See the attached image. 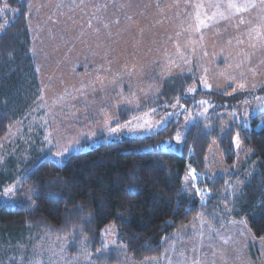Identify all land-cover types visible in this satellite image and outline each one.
Listing matches in <instances>:
<instances>
[{
    "label": "rangeland",
    "instance_id": "obj_1",
    "mask_svg": "<svg viewBox=\"0 0 264 264\" xmlns=\"http://www.w3.org/2000/svg\"><path fill=\"white\" fill-rule=\"evenodd\" d=\"M28 1L31 49L40 89L35 97L24 101L30 112L0 139V166L10 158H28L33 148L53 149L49 158L62 165L70 154L92 145L155 134L177 114L181 122L176 132L157 148L180 152L185 129L195 119L212 129L218 117L217 125L225 132L236 122L248 124L264 110V92L259 90L264 86V35L255 38L253 31L264 33L261 0H252L256 7L236 15L226 9L228 0ZM210 2L220 3L229 18L208 21L209 27L197 31V12L203 18L205 12L210 16L216 11L208 7ZM197 4L204 8L197 9ZM3 7L4 3L0 4V9ZM12 16L10 7L0 12V33ZM241 17L244 24L239 23ZM186 74L199 78L189 93L201 88L227 91L229 95L241 93L243 98L233 108L217 112L213 121L215 103L206 99L202 100L206 104L199 102L192 110L179 108L175 102L165 113L148 105L167 80ZM204 80L211 87H205ZM127 109L133 113L123 121L121 112ZM112 128L118 130L110 131ZM49 133L51 144L45 140ZM85 141H89L87 146H83ZM234 142V164L224 161L216 141L206 160L211 177H226L225 211H230L234 196L255 171L249 161L250 150L240 139L237 144V137ZM66 146L69 150L57 157L55 153ZM195 179L190 169L182 185V194L193 201L199 199ZM13 186L5 188L1 201L13 198L15 191L6 194ZM220 218L217 225L201 215L176 234V241L161 257L137 262L123 256L122 264H264V238L253 235L248 221L224 214ZM36 236L29 251L25 246L17 254L11 252L0 264H89L91 255L85 249L71 257L66 252V240ZM107 238L110 247L115 246L114 229Z\"/></svg>",
    "mask_w": 264,
    "mask_h": 264
},
{
    "label": "trees",
    "instance_id": "obj_2",
    "mask_svg": "<svg viewBox=\"0 0 264 264\" xmlns=\"http://www.w3.org/2000/svg\"><path fill=\"white\" fill-rule=\"evenodd\" d=\"M5 2L13 16L0 33V139L30 112L24 101L40 89L31 49L29 1L0 0V4ZM198 82L193 74L174 76L148 105L165 113L177 101L179 108L192 110L206 99L215 103L213 121L217 112L233 108L243 98L241 93L201 88L189 93ZM259 90L264 92V86ZM132 113L124 110L121 120ZM218 120L212 129L201 119L191 122L180 152L157 148L176 132L181 122L177 114L155 134L92 145L70 154L62 165L49 158L53 149L33 148L26 159H8L0 166V201L9 185L14 184L15 195L0 202V261L25 246L29 251L33 237L40 234L53 241L66 240L71 257L85 249L91 255L89 264H122L123 256L137 262L159 258L176 241V234L201 215L217 225L221 214L246 219L253 235L264 238V110L248 124L236 122L225 132ZM237 136L250 150L255 171L234 196L230 211H225L226 177H211L206 160L216 141L224 161L234 164ZM88 144L85 141L83 146ZM190 169L199 190V199L194 201L182 194ZM111 228L116 241L110 247Z\"/></svg>",
    "mask_w": 264,
    "mask_h": 264
},
{
    "label": "snow or ice",
    "instance_id": "obj_3",
    "mask_svg": "<svg viewBox=\"0 0 264 264\" xmlns=\"http://www.w3.org/2000/svg\"><path fill=\"white\" fill-rule=\"evenodd\" d=\"M261 3L264 4V0H261ZM8 7H9V5L7 4V2H5L4 7H3V9H0V12L4 11ZM195 7L197 9H203L204 5L203 4H197V5H195ZM208 7L214 8V9H216V11H214L210 16L205 12L203 14V18L201 16V13L197 12L196 17H195V19L197 21V29H196L197 31H199L200 28H202V27L203 28L209 27L210 25H209L208 21L218 22V18L223 19V20H227L229 18V16L225 14V11L221 10L222 6L220 3L210 2ZM225 7L230 14L236 15V14L247 12V11H249V9L256 7V5H255V3L252 2V0H245V2H243V3H237L236 0H228V3L225 5ZM245 22L246 21L243 19V17H241L239 23L244 24ZM117 23H118V21H117ZM104 26L107 27V24H105ZM253 31H255V34H256L255 38H259L261 35H264V33H261L259 30H253ZM249 37L252 38V32H249ZM201 39H202V37H201ZM238 42L243 43V41H238ZM177 47H179V46L177 45ZM203 83H204L205 87H211V85H209L206 80H204ZM239 87L243 88L244 84H240ZM189 91L190 92L194 91V89L190 88ZM42 99H43V97H41V100ZM200 103L206 104L207 101H200ZM125 126H127V125H125ZM117 130H118L117 128L110 129V131H113V132L117 131ZM50 136H51V133H49V135L45 136V140H47L49 142V144L52 143ZM179 138H180L179 134H177L176 139L179 140ZM238 142H239V137L237 136V144H238ZM68 150H69V147L66 146L62 150L57 151L55 153V155L57 157H62ZM189 167H191V166H189ZM17 183H19V182H17ZM14 191H15V186L10 187L9 189H7L6 194H11ZM202 199H203V197H202ZM113 243H115V242H113ZM37 264H40V262L38 261Z\"/></svg>",
    "mask_w": 264,
    "mask_h": 264
}]
</instances>
